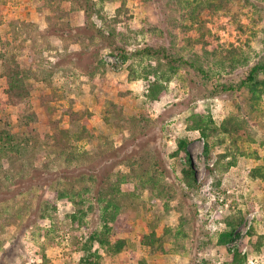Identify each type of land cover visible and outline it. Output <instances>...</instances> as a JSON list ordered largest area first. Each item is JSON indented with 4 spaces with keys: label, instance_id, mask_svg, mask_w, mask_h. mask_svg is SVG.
<instances>
[{
    "label": "rangeland",
    "instance_id": "374dc122",
    "mask_svg": "<svg viewBox=\"0 0 264 264\" xmlns=\"http://www.w3.org/2000/svg\"><path fill=\"white\" fill-rule=\"evenodd\" d=\"M0 264H264V0H0Z\"/></svg>",
    "mask_w": 264,
    "mask_h": 264
},
{
    "label": "trees",
    "instance_id": "16d2710c",
    "mask_svg": "<svg viewBox=\"0 0 264 264\" xmlns=\"http://www.w3.org/2000/svg\"><path fill=\"white\" fill-rule=\"evenodd\" d=\"M12 79H13V81H14L15 83H20V81L17 80V77H16V76H14ZM11 83H12V81L10 80V83L8 82V85H9L10 88L12 87V89L10 90L9 87H8L6 93H10V94H12L13 91H16V88H14V87L11 85ZM180 147H182V143H180ZM191 173H192V171H191ZM224 237H225V239L222 240L223 244H225L226 242H228L227 238H228V237L231 238V237H232V234H229L228 236H224ZM222 238H223V237H222Z\"/></svg>",
    "mask_w": 264,
    "mask_h": 264
}]
</instances>
